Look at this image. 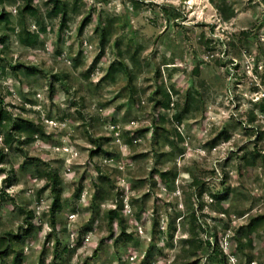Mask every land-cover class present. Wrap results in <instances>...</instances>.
<instances>
[{"label": "rangeland", "instance_id": "374dc122", "mask_svg": "<svg viewBox=\"0 0 264 264\" xmlns=\"http://www.w3.org/2000/svg\"><path fill=\"white\" fill-rule=\"evenodd\" d=\"M221 1L67 0L65 24L49 0H33L36 11L25 14L24 0L0 3L8 13L0 23V108L41 129L0 164V236L22 235V264L42 256L45 264L193 261V227L197 239H218L226 264H264V226L247 227L264 215V157L246 160L264 155V0H230L229 21ZM28 33H39L38 42H24ZM162 88L169 110L155 108ZM156 115L166 118L170 141L155 136ZM223 131L228 140L218 137ZM100 142L108 152L92 156ZM49 168L62 179L56 227L39 173ZM120 202L132 237L116 244L121 227L106 212ZM197 258L222 264L208 244Z\"/></svg>", "mask_w": 264, "mask_h": 264}, {"label": "trees", "instance_id": "16d2710c", "mask_svg": "<svg viewBox=\"0 0 264 264\" xmlns=\"http://www.w3.org/2000/svg\"><path fill=\"white\" fill-rule=\"evenodd\" d=\"M4 0H0V3H3ZM17 0H13L15 2ZM25 4L20 8V11L22 14H25L29 11H36V8L33 6V0H24ZM49 2H52L53 8L52 13L54 15H61L63 18V24H65L66 18L68 16V2L67 0H49ZM217 8L221 13V16L224 21H229L231 18L235 16V8L232 3H230V0H222L219 4H217ZM177 16V15H176ZM8 17V13L3 9V11L0 14V23L5 21ZM90 21V18H87L83 21L82 26L79 28L80 32L84 29V27L87 25V23ZM110 27L105 26L103 27L101 34H100V50L101 54L105 51L106 45L109 42V35H110ZM39 39V33H28V36L26 38H23L24 42L31 43L33 40L34 42H38ZM5 36L1 38V42H5ZM7 50L6 47L2 48V51L5 52ZM123 66L127 70L126 64L123 62ZM114 68V65L112 66ZM162 98L156 100L155 108H163L166 110H169L171 108L172 99L169 91L165 88H162ZM259 110L264 114V100L260 101L258 103ZM182 116H177L176 119L180 120ZM167 122L165 117H162L160 115H156L155 117V124H157L155 136L158 137L160 135L165 134L170 141V138L168 137L169 131L165 127V123ZM160 130L162 132H160ZM41 132L40 125H37L34 123V121L29 119H14L13 117L9 116L5 109L0 108V164H3L7 157V150L14 148L17 143L22 144L25 140L26 143H30L34 141L35 136ZM224 136L226 140L230 138V135L226 133V131H223L218 137ZM19 149L22 150L21 147L18 146ZM108 152L100 142L98 144V147L96 150H92L91 155L94 156L98 153H105ZM264 157V155L261 154V152L252 153L251 158H247V162L250 165H254L256 163L257 157ZM38 166V165H37ZM41 178L46 180V188H49L52 193V204L50 206V215H51V225L53 227H56V218L57 214L63 209V189H62V179L60 177V174L58 171L49 168L46 171L39 170ZM169 171H162L160 173L161 177L166 179L169 175ZM176 176V173L174 174ZM102 178H106L103 177ZM9 181L11 178L9 177ZM104 190L103 188H100L98 190V195L103 197ZM119 193L115 196L118 197ZM215 198L218 200H223L225 197L222 195H214ZM123 211V203H119L118 206L114 209H108L106 212V216L108 217L109 221L111 223H114L116 220L118 224L121 227V234L116 239L115 243L118 244L120 236L126 235L128 238L132 237V234L127 233L126 231V219L124 215L122 214ZM29 217L27 218L26 222L28 225V228L26 231H29V227L33 226V211H28ZM190 222L195 225V222L197 220V215L193 211L189 217ZM157 224V222H156ZM264 226V215H259L256 217H252L250 219L249 224L247 227L250 231H255L258 228ZM193 233H191V238L188 240V242L191 245L190 249V256L187 257L188 260L190 258H196L193 261H175L174 264H198L200 260L197 257H200L201 251L204 249L205 245L208 244V248L211 249V252L213 253V257L222 264H226V255L223 253L222 249L220 248V245L218 243V239L216 241V244L214 246L211 245V241L197 239L198 236H196V229L193 227L192 229ZM8 236H0V257H6L12 254V264H22L23 263V251L20 250L21 248L17 247L18 240L22 238V235L15 234L14 232H8ZM217 238V236H216ZM244 242L240 239L239 240V247L240 249L244 247ZM58 245L59 241H57V252H58ZM249 258V263H251L252 258L250 255H247ZM39 264H45V261L43 259V256L40 259ZM53 264H57L55 261H53Z\"/></svg>", "mask_w": 264, "mask_h": 264}]
</instances>
